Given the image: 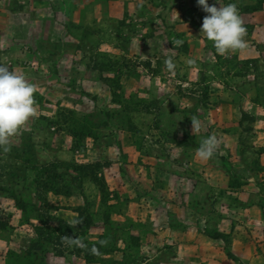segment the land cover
<instances>
[{
    "label": "rangeland",
    "instance_id": "374dc122",
    "mask_svg": "<svg viewBox=\"0 0 264 264\" xmlns=\"http://www.w3.org/2000/svg\"><path fill=\"white\" fill-rule=\"evenodd\" d=\"M232 2L222 56L196 0H0L36 108L0 153V264H264V0Z\"/></svg>",
    "mask_w": 264,
    "mask_h": 264
},
{
    "label": "clouds",
    "instance_id": "9594fccd",
    "mask_svg": "<svg viewBox=\"0 0 264 264\" xmlns=\"http://www.w3.org/2000/svg\"><path fill=\"white\" fill-rule=\"evenodd\" d=\"M196 3L206 13L199 34L212 42L217 54L223 56L230 52L242 51L247 47V41L244 39L247 30L243 26L236 3H227L222 7L216 6L217 0H213L212 4H209L208 0H196ZM176 43L180 44L182 41ZM165 65L169 70L175 68L170 57L165 60ZM34 92V86L23 74L10 71L6 66L0 65V153L10 151L11 138L35 116ZM200 126L199 119L193 117L191 131L198 132ZM217 145L216 137L209 135L196 149V157L202 161L209 160L217 151ZM78 223V220L71 221L73 226ZM62 239L68 246H86L76 237L63 236ZM91 251L96 253L98 250L93 247Z\"/></svg>",
    "mask_w": 264,
    "mask_h": 264
},
{
    "label": "crops",
    "instance_id": "0c3cea01",
    "mask_svg": "<svg viewBox=\"0 0 264 264\" xmlns=\"http://www.w3.org/2000/svg\"><path fill=\"white\" fill-rule=\"evenodd\" d=\"M111 7V5H109Z\"/></svg>",
    "mask_w": 264,
    "mask_h": 264
}]
</instances>
